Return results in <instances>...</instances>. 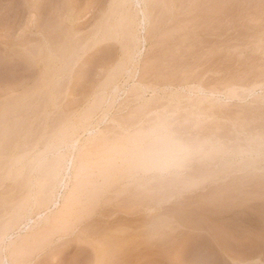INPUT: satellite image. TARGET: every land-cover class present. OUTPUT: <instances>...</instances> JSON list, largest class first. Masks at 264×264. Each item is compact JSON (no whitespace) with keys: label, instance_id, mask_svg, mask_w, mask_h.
<instances>
[{"label":"rangeland","instance_id":"obj_1","mask_svg":"<svg viewBox=\"0 0 264 264\" xmlns=\"http://www.w3.org/2000/svg\"><path fill=\"white\" fill-rule=\"evenodd\" d=\"M121 3L0 0V261L264 264V165L161 174L112 147L162 96L192 127L264 128V105L246 98L264 88V0H146L137 45ZM53 136L77 141L65 188L33 164Z\"/></svg>","mask_w":264,"mask_h":264},{"label":"clouds","instance_id":"obj_2","mask_svg":"<svg viewBox=\"0 0 264 264\" xmlns=\"http://www.w3.org/2000/svg\"><path fill=\"white\" fill-rule=\"evenodd\" d=\"M248 100L264 105V88L247 93ZM179 98L162 96L149 110L124 120L113 131L115 151L133 170L174 173L193 164L214 162L251 168L264 165V128H240L221 134L205 126L192 127L177 115ZM69 149L67 137H51L35 149L33 164L51 183L64 173Z\"/></svg>","mask_w":264,"mask_h":264},{"label":"bare ground","instance_id":"obj_3","mask_svg":"<svg viewBox=\"0 0 264 264\" xmlns=\"http://www.w3.org/2000/svg\"><path fill=\"white\" fill-rule=\"evenodd\" d=\"M122 6L124 5V7L122 8L123 10H125L124 11V19L126 20V23H127V26L126 27H129V29L130 30H128V34H129V36H130V38L129 39H131V40H128V42L130 41V43L131 44H135V42L138 40V38L139 37H137V35H136V31L137 30H139V31H141V30H144L145 29V26H146V24H147V21H148V13H147V7H146V0H122ZM149 12V11H148ZM151 13V12H150ZM123 19V20H124ZM122 20V19H121ZM125 23V22H124ZM108 25V24H107ZM122 25V24H121ZM106 26V25H105ZM122 26H124V25H122ZM108 27V26H107ZM107 27H105V29L107 28ZM105 29H103V30H105ZM131 29H132V31H131ZM102 30V29H101ZM100 30V31H101ZM99 32V31H98ZM122 32V31H121ZM96 33V32H95ZM114 33V32H113ZM102 34H104V36L103 35H100V36H98L97 34L95 35V37H99L100 38V40H103V42H104V39H106V40H108V38L109 37H111V36H108V35H111V34H108L107 36H106V34H107V32H106V34L105 33H102ZM121 34V33H120ZM104 38V39H103ZM112 39V38H111ZM140 39V38H139ZM134 40V41H133ZM145 41V40H144ZM102 42V41H101ZM97 44V43H96ZM127 44V43H126ZM124 45H125V43H124ZM136 45H137V42H136ZM124 47H126V46H124ZM123 48V47H122ZM138 53V52H137ZM123 55V54H122ZM130 55V54H129ZM131 58V57H130ZM121 62H122V64H121ZM124 63H123V61L121 60L120 61V64H119V66H121V65H123ZM120 69L122 68V66L121 67H119ZM116 72V71H115ZM115 76V75H114ZM139 83V82H138ZM116 89V88H115ZM134 89V88H133ZM114 91H116V90H114ZM113 92V91H112ZM93 108V107H92ZM90 134H93V132H91ZM93 136H94V134H93ZM76 147H77V141H72V142H70V144H69V149H71V151H73V150H75L76 149ZM69 161H71V162H69ZM66 162V161H65ZM68 164H70L71 165V167H72V164H73V161L72 160H68V162H67ZM77 166V165H76ZM66 168V169H65ZM83 169V168H82ZM79 170H81V169H79ZM64 173H67V172H69L70 171V167L68 166V167H66L65 165H64ZM63 175L61 174L60 175V179H59V183H58V186L61 188V187H63V188H65V186H66V184H65V180H64V176H65V174H64V176L62 177ZM46 179V178H45ZM66 179V178H65ZM50 181V180H49ZM47 182V181H46ZM49 184V183H48ZM50 185V184H49ZM47 189V188H46ZM44 192H42V194H43ZM44 196H46L45 194H44ZM43 195L41 196V197H44ZM58 196V195H57ZM74 196H76V195H74ZM73 196V197H74ZM73 197H70V196H67L65 199H64V201H63V204L61 205V207L63 208V209H65V208H67V207H69L68 206V204L71 202V198H73ZM38 198H39V196H38ZM56 198L57 197H55V199L53 198V200H52V198H50L49 199V201H48V198L46 197V199L45 200H47L49 203H50V207H53L54 209L55 208H58L59 206H60V204H59V202L56 200ZM37 199V198H36ZM43 199V198H42ZM38 200V199H37ZM36 200V202L38 203L41 199L39 198V201H37ZM45 200H43L44 201V203H46V201ZM36 202H35V204H36ZM34 203V202H33ZM42 203V202H41ZM41 205V204H40ZM24 207V206H23ZM47 209H49V207L47 208ZM14 212H16V211H14ZM49 212H51V210L49 211ZM53 212V211H52ZM17 215H19V214H17ZM64 215V214H63ZM42 218V214H38L37 215V220L38 221H40V219ZM42 220V219H41ZM48 219H45V221H47ZM33 222H35V221H32V219H28V221H27V223L25 224V228H29L30 226H29V223H33ZM51 222V221H50ZM54 222V221H53ZM28 226V227H27ZM26 230V229H25ZM0 264H8L6 261H0ZM10 264V263H9Z\"/></svg>","mask_w":264,"mask_h":264}]
</instances>
